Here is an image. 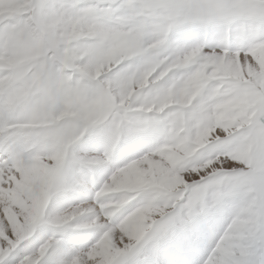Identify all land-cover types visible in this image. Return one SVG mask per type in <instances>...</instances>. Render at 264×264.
Returning a JSON list of instances; mask_svg holds the SVG:
<instances>
[{
  "label": "snow or ice",
  "instance_id": "obj_1",
  "mask_svg": "<svg viewBox=\"0 0 264 264\" xmlns=\"http://www.w3.org/2000/svg\"><path fill=\"white\" fill-rule=\"evenodd\" d=\"M0 264H264V0H0Z\"/></svg>",
  "mask_w": 264,
  "mask_h": 264
}]
</instances>
